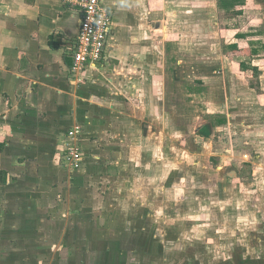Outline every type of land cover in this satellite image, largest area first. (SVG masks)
<instances>
[{
  "label": "crops",
  "instance_id": "0c3cea01",
  "mask_svg": "<svg viewBox=\"0 0 264 264\" xmlns=\"http://www.w3.org/2000/svg\"><path fill=\"white\" fill-rule=\"evenodd\" d=\"M102 1L112 14L106 49L97 66L84 68L76 83L70 70L79 10L62 0H0V264H175L180 245L169 237L184 229L177 227L176 234L166 230L160 244L164 236L156 224L157 209L147 216L141 213L142 205L151 202L140 200L134 207L138 212L132 228L127 215L121 223L108 207L134 204L137 196L130 193L144 185L158 193L154 184L159 182V166L168 167L174 160L176 141H181L177 150L187 160L204 157L219 171L209 184L217 187L214 194L210 191L213 195L194 203L191 197L176 200L188 211L186 225L190 229L195 222L201 228L216 222L214 237H230L228 244L214 240L216 264H264V67L255 62L259 47L264 56V0H240L232 7L220 5L222 0ZM251 3L262 13L256 26L261 35L219 26L223 20H216L213 25L224 30L216 37L220 54L207 62L225 61L230 69L227 73L221 65L202 64L195 71L190 66L197 73L189 80L188 64L169 54L180 37L167 39L166 30L205 25L211 12L217 18L223 13L239 16L253 8ZM197 12L204 14L203 21H195L192 14ZM215 26L206 24L207 29ZM245 39L250 50L246 62L238 63L239 40ZM233 73L241 79H227L221 90L226 118L220 114L214 122L178 126L166 82L189 83L191 91L196 81L201 92L208 90L207 81L216 84ZM244 73L254 75L258 86H251L249 79L244 83ZM245 96L246 117L238 113L236 118L231 115L232 98ZM234 124L245 127L243 153L224 150L213 135ZM74 126L80 128L82 150L75 168L63 157L66 134ZM203 169H209L208 162ZM245 174L242 190L239 180ZM203 205L210 207L201 212ZM236 211L245 214L247 229L223 234L227 214Z\"/></svg>",
  "mask_w": 264,
  "mask_h": 264
},
{
  "label": "rangeland",
  "instance_id": "374dc122",
  "mask_svg": "<svg viewBox=\"0 0 264 264\" xmlns=\"http://www.w3.org/2000/svg\"><path fill=\"white\" fill-rule=\"evenodd\" d=\"M251 6L253 8L249 7L250 11L247 9L245 13H242L239 16L229 17L226 13L225 14L223 13L221 18L220 17L217 18L215 13L211 12L206 15L205 25L201 24L196 28L195 26L191 25L187 27L185 26L183 28L182 27L171 28L170 30H166L167 39H171L177 36L180 37L179 40H181V42L178 43L177 46L174 45L173 49L169 52V54L188 64L189 67L186 68L187 69L186 73L187 74L190 73L189 80L193 79L191 76L196 75L197 72L195 71L198 68H204L202 64L208 65L207 66L208 68H213L216 65H219V66L221 65L223 67V72L225 69L227 73L230 69L228 66H226L225 61H216V62H211V63L207 62L208 58H210L211 56L214 57L215 55L218 56L220 54V46L218 44L219 40L216 39V37L218 34L222 36L224 30L221 27L216 28V26L213 25V23L216 20H218L219 22H220V19L223 20L222 23L219 24V26H231V27L234 26L235 28H239V29L244 30L245 32H248L250 36L254 34H258V33H260L261 35V33L263 32L261 30V27H259L260 29L256 27L258 26V24L259 26L261 25L262 13L259 12L260 7L257 6V9H256L254 8V5H252V3H251ZM192 15H195L196 22H198L197 20L199 21L204 20L203 19L204 14H201L200 12H197ZM223 16L225 18H223ZM176 20H179V17H177ZM175 22H176L175 23L176 26H181V24H177V21ZM206 24H207V27H210V24H211L212 26H215V28L207 29ZM204 32H206V37H205ZM200 34L203 37H200ZM204 37L208 40V43L204 41ZM263 41L264 40H262V42ZM239 42H240V47H238L239 48L238 51L240 52L238 55L239 58H237L236 61L238 63H240V61L246 62V58H247L246 56H247V53H249L248 50H250V48L247 47L248 42H246V39L242 41L239 40ZM204 44H207L206 49L202 48ZM258 49L260 50L256 51V54H259V56L256 57L255 62L261 68V67H264V61H262L264 56L261 55L262 54L261 52L263 51L262 48L259 47ZM205 56L206 58L203 59ZM172 60L173 61L171 63H173L176 68L177 65L175 63V59H172ZM169 65L171 64L169 63ZM190 66L191 68L195 70L194 72L191 71V69H189ZM239 69L242 70L241 66H239ZM167 71H168V68H167ZM181 74L182 73H180V75ZM168 75L169 76L167 77L170 78L171 74H168ZM242 76H243L242 81L244 83H246L245 80L249 79L248 82L251 86L258 84L257 79L253 78L254 75L249 74L248 76H246V73H244ZM226 77L227 76L225 77L221 76L220 81L217 80L216 84L212 83L214 81H207L206 86L208 90H206V88H203L201 92L196 91L198 86H195L193 84V83H196V81L194 82L192 81L193 83H191V86H190V88L192 89V90L190 89L191 91H189V88L187 87V84L189 83L186 84L181 81L180 82L176 81L174 83L166 82V84H168V87H169V91H167V94H171L168 98L170 101L169 105L171 106L172 109L175 110V114L178 116V126L185 125L184 127L187 129L191 122H194L193 123L194 127L197 125V123L202 124L205 121L214 122L217 117L216 115H220V114H223L224 115L223 118H226L225 114L227 113V109L224 108L225 106L223 102L224 95L223 93H221V90L224 89L223 84L225 83L227 84V82L229 83L227 79H230V78H233L236 81H239L241 79V77L240 79L236 77L234 73L232 75L229 74V77L227 78ZM172 84H174L175 86ZM171 85L173 87H170ZM234 95L235 94H233V96ZM232 100L234 101V103H232V106L233 105L235 106L234 107L235 111L232 109L234 111L233 113L230 109L229 112L231 111L232 113L231 115L236 114L237 115L236 118H240V116L238 115L239 113V114H243L242 115L243 117H246V113H245L247 109L246 96L245 98L242 97L239 101H237V99H234V97L232 98ZM216 106H218L219 109L221 110L220 113L216 112L217 110ZM214 116L216 117L214 118ZM210 117H212L213 119ZM243 117H242V120H244ZM178 126H174L175 130H178ZM225 126L226 127L223 126L224 128H220V130L218 129V131H216V133L213 134L215 135L216 139L219 141L218 143L221 146H223L222 148H224L225 146L224 150L233 149V150H238L241 153L245 152L244 149H241L242 147L241 141L245 135V127L239 126L237 124L225 125ZM178 144H181V141L175 142L174 160L170 163V165L168 167H163V168L159 166V175H158L159 182H158V185L154 184L155 187L156 186L158 187V188L157 187L155 188L159 190L158 193L153 194V192H151L150 190V186L143 184L144 186L139 191H137V193L135 194L130 193L131 197H134L135 195L137 196L135 197L137 198V200L134 201V204H126V205L125 204H112L111 206L108 207V209L110 211L112 210V215H115V218L120 220L121 223H122L121 219L122 220L125 219L126 218L125 216L127 215V221L129 222L128 225L130 228H132L131 223L135 221V218H134L135 212H138V209L134 207H138V204H140V200H142V203L146 201L151 202L152 204L142 205L141 213H143L144 216H147L150 211H156L157 209L156 212L158 213L157 215L158 219L156 220L158 221L156 224L157 225L159 224L158 226L160 228V232L164 236V237H160V244L165 243L166 238L164 234L167 233L165 232L166 230L168 231V234H172V231L176 234V232H178V228L179 230L184 229V230H181L183 234H179V236L173 235L172 237L171 236L169 237L170 242L171 240L178 241L177 245H180L179 251L178 252L175 251V254L173 257L175 264H180V263L181 264H216L214 261V255L216 254V251H214L215 249L214 247H212V245L215 244L214 240L216 238L222 239V244H226V243L228 244L230 243L229 241L230 237L220 236L221 234H219L218 237L217 236L214 237L215 236L214 227L216 225V222L215 223L213 222V224L210 223L211 224L210 226L201 227V228L199 225H196L195 222L194 224L193 222H191L192 226L189 229V226L186 225V223L188 222L187 219H189V217L185 215V214H188L187 213L188 211H186L185 208L182 206V204L176 200H180L182 198L188 199L191 197L190 198L191 202L194 203V202H198V199L201 196L213 195L215 193V190L216 192L218 191L217 187L212 188L215 186H210L209 184L210 182H214L217 180V175L219 171L215 169L216 165L213 161H210V160L208 161L204 157H202L203 160H194L193 158H190V160H187L183 152L181 153L179 150H177ZM187 145L189 144L187 143ZM219 148L222 149L221 147ZM206 162H208V168H209L207 170L203 169V166ZM227 164H228L227 165V168H228L231 162L228 161ZM160 165H161V162H160ZM185 166H186V169H185ZM228 175H229L228 177L231 178L230 176L231 173L230 174L228 173ZM242 176H243L244 181L240 179L239 181L241 182L240 183L241 185L240 184L239 185L243 190L245 189L246 177H248V175L246 176L245 174ZM206 183L208 184V187L203 186ZM182 185H185L186 187H182ZM226 185L228 186V190L226 193H228L229 195L230 183L228 182ZM155 189L153 188V190ZM210 191L213 194H211ZM154 199L160 200V204H155ZM172 199L174 200L173 201L174 203L170 204ZM167 201L169 202L166 203ZM175 202H178V203H175ZM195 206L198 207V205H195ZM208 207L210 206L203 205L201 212L205 211V209H207ZM227 218L228 220L225 223L226 225H225L223 234H231L232 232H235L236 234H238L247 229L248 220L243 212H237V211L233 213L230 212L227 214ZM123 229H125V227H123ZM206 233L209 236H204V234ZM123 238L127 239L126 236ZM128 239L132 240L133 238L128 237ZM204 246L206 250H204ZM207 246L208 247L211 246L212 250H210V248L208 249ZM176 250H178V248H176ZM163 255H166V254H163ZM177 262H180V263H177ZM170 263H173V262H170Z\"/></svg>",
  "mask_w": 264,
  "mask_h": 264
},
{
  "label": "built area",
  "instance_id": "2783aa9c",
  "mask_svg": "<svg viewBox=\"0 0 264 264\" xmlns=\"http://www.w3.org/2000/svg\"><path fill=\"white\" fill-rule=\"evenodd\" d=\"M64 4L80 12L79 30L72 50L71 76L82 80L86 67L95 68L103 57L111 30V10L102 0H62ZM80 128L72 127L64 142V161L69 167H78L82 161V150L78 143Z\"/></svg>",
  "mask_w": 264,
  "mask_h": 264
},
{
  "label": "trees",
  "instance_id": "16d2710c",
  "mask_svg": "<svg viewBox=\"0 0 264 264\" xmlns=\"http://www.w3.org/2000/svg\"><path fill=\"white\" fill-rule=\"evenodd\" d=\"M238 1H240V0H222L221 2H220V5H223V6H225V7H227V6H234L235 5V3L236 2H238Z\"/></svg>",
  "mask_w": 264,
  "mask_h": 264
}]
</instances>
